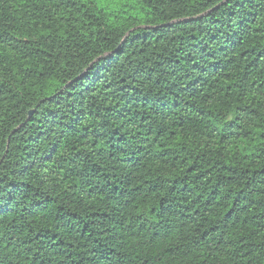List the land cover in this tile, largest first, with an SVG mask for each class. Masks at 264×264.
<instances>
[{
  "label": "trees",
  "instance_id": "trees-1",
  "mask_svg": "<svg viewBox=\"0 0 264 264\" xmlns=\"http://www.w3.org/2000/svg\"><path fill=\"white\" fill-rule=\"evenodd\" d=\"M0 0V264H264V0Z\"/></svg>",
  "mask_w": 264,
  "mask_h": 264
},
{
  "label": "rangeland",
  "instance_id": "rangeland-1",
  "mask_svg": "<svg viewBox=\"0 0 264 264\" xmlns=\"http://www.w3.org/2000/svg\"><path fill=\"white\" fill-rule=\"evenodd\" d=\"M99 1L101 6H105V7L107 6V4L103 0H99Z\"/></svg>",
  "mask_w": 264,
  "mask_h": 264
}]
</instances>
